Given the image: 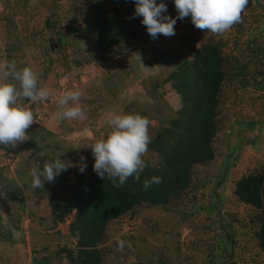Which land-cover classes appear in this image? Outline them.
Masks as SVG:
<instances>
[{"label": "rangeland", "instance_id": "374dc122", "mask_svg": "<svg viewBox=\"0 0 264 264\" xmlns=\"http://www.w3.org/2000/svg\"><path fill=\"white\" fill-rule=\"evenodd\" d=\"M92 1L0 0V61L6 60L8 47L21 45L13 52L17 64L31 67L40 85L57 95L82 90L79 103L87 116L61 122L55 118L59 109L54 99L18 100L36 122L27 133L29 140L0 147V221L6 233L0 238V264H71L64 248L76 244L68 231L74 211L56 221L50 202L71 201L67 188L75 181L74 171L85 163V170L90 169L94 157L89 146L110 131L108 111L148 118L149 135L154 127L168 125L164 118L172 116L170 108L158 94L154 97L152 83L162 81L201 43L217 39L195 28L190 16L176 20L175 35L152 39L143 18L135 15L134 0H126L139 36L103 59L95 50L97 31L88 22ZM158 1L167 5L164 15L178 16L174 0ZM246 7L242 18L246 16L244 28L251 38L237 46L230 39L224 48L227 78L213 160L194 166L192 183L179 198L166 205L142 203L110 221L99 246L103 264H264L255 236L260 210L233 193L240 177L264 173V49L251 51L264 47V0H248ZM48 19L64 33L65 43L49 42L50 36L62 35L48 28ZM58 156L73 166L54 182L33 189L30 170H43ZM145 157L156 161L149 151ZM118 239L130 247L119 251Z\"/></svg>", "mask_w": 264, "mask_h": 264}, {"label": "trees", "instance_id": "16d2710c", "mask_svg": "<svg viewBox=\"0 0 264 264\" xmlns=\"http://www.w3.org/2000/svg\"><path fill=\"white\" fill-rule=\"evenodd\" d=\"M126 2H90L92 12L88 22L97 31L95 50L103 59L110 58L117 45H125L127 40L139 36ZM156 2L159 4L158 0ZM245 20L246 16L223 34L212 35L217 39L201 43L189 57L180 60L162 81L152 83L154 97L159 95L162 98L172 116L164 118L168 125L153 128L148 151L156 161L143 158L147 167L139 183L130 177L122 186L116 187L110 180L99 177L93 169L94 164H91L88 171H74L75 181L67 188L71 201L51 200V214L56 221H64L74 211L68 231L76 244L64 248L71 264H103L104 255L99 246L110 221L119 219L142 203L166 205L172 198H179L192 183L194 166L213 160L215 151L212 143L218 132L220 95L227 78L228 57L224 48L230 39L237 46L251 38L244 28ZM49 22L48 19L47 25L52 32L64 34L50 26ZM7 49L6 60L16 61L13 52L21 49V45ZM261 49L264 47L256 46L251 51ZM25 66L24 63L17 64V68ZM238 74L241 77L244 75L242 71ZM9 82L19 87L17 81ZM153 176L160 177L161 182L145 191L143 181ZM233 193L241 202L260 210L259 214L256 213L258 226L255 236L264 253V173L253 172L240 177L235 182ZM5 237L0 221V238Z\"/></svg>", "mask_w": 264, "mask_h": 264}, {"label": "clouds", "instance_id": "9594fccd", "mask_svg": "<svg viewBox=\"0 0 264 264\" xmlns=\"http://www.w3.org/2000/svg\"><path fill=\"white\" fill-rule=\"evenodd\" d=\"M134 2L135 15L143 18L141 23L152 39L161 34L166 37L175 35L176 20L189 16L195 28L213 35L223 34L242 22V13L248 4V0H174L178 16L173 18L163 14L167 12V5L163 2ZM11 80L17 81L19 87L9 82ZM83 95L79 89H70L57 95L55 91L40 85L31 67L17 68L15 60L0 61V145L14 147L29 140L26 130L36 122V118L32 111L18 103L19 99L27 98L32 102L54 99L59 109L55 118L62 122L87 119L86 110L79 103ZM106 123L110 128L106 138L89 146L94 157L95 173L110 180L116 187L122 186L130 177L139 183L147 167L142 157L151 143L150 121L140 114L109 110ZM60 156L53 162L45 163L43 170L39 166L30 170L33 189L44 187L45 182H54L62 171L73 166L61 160ZM86 166V163L79 165L80 171L83 172ZM160 182V177L153 176L143 181V188L147 191L153 184ZM117 244L121 252L126 245L130 247V243L123 239H118Z\"/></svg>", "mask_w": 264, "mask_h": 264}, {"label": "water", "instance_id": "95a60500", "mask_svg": "<svg viewBox=\"0 0 264 264\" xmlns=\"http://www.w3.org/2000/svg\"><path fill=\"white\" fill-rule=\"evenodd\" d=\"M53 40H56V42L58 44H61V43H65L66 42V37L64 35H62L60 37L50 36L49 37V42L51 43V41H53ZM51 49H52V46H51ZM29 128L26 130V134L29 132Z\"/></svg>", "mask_w": 264, "mask_h": 264}]
</instances>
